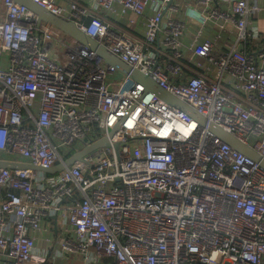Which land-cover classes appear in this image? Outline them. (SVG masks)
<instances>
[{"label":"built area","instance_id":"1","mask_svg":"<svg viewBox=\"0 0 264 264\" xmlns=\"http://www.w3.org/2000/svg\"><path fill=\"white\" fill-rule=\"evenodd\" d=\"M33 1L63 15L55 0ZM91 1L106 12L120 4L138 16L151 2ZM198 1L203 23H232L243 46L215 53L206 38L189 47L195 58H187L184 22L162 7L142 36L82 0L70 1V15L79 29L264 158V45L246 47L247 21L259 8L230 0L229 13L216 7L218 0ZM3 9L0 152L42 169L0 167V264H51L36 251L33 234L52 216L69 226L58 251L65 260L79 252L85 264H263L264 167L145 94L141 83L39 22L26 6L3 0ZM102 138L107 146L62 171L43 170Z\"/></svg>","mask_w":264,"mask_h":264},{"label":"crops","instance_id":"2","mask_svg":"<svg viewBox=\"0 0 264 264\" xmlns=\"http://www.w3.org/2000/svg\"><path fill=\"white\" fill-rule=\"evenodd\" d=\"M55 1L62 6L63 16L72 19L73 17L70 15L71 0ZM157 1L159 0H151L145 13L138 16L132 11L122 7L120 4H114L113 7L106 12L100 5L91 0H82L94 14L113 21L119 29L137 36H142L147 33L151 17L155 14L157 8L162 7L166 16H174L176 19H180L184 22L182 51L183 55L187 58H195V55H192L189 47L206 38L213 39V51L215 53L235 45L243 46V44H240V41L237 40V29L232 23H228L224 19H209L203 23L202 4L198 0H174L173 5L168 9V4L166 6H159L156 4ZM249 2L251 5H256L259 10L251 14L248 18L246 28L249 38L246 47L256 49L263 45L262 43H257V40L261 34H264V0H249ZM215 5L219 8L229 7V13L232 12L230 0H218ZM3 14V0H0V17H2ZM72 20L76 21L75 19ZM222 25L225 26L226 29H222ZM255 32L258 37L252 38ZM217 33H221L219 38L216 37ZM262 41L264 42V36ZM189 68V73L191 74L198 71V68L190 63ZM0 158L12 159L13 155L10 151L0 152ZM66 229H69L67 224H62L55 216H52L44 218L40 228L33 234L36 238V251L46 253L48 262L51 264H69L68 260L61 259L58 254L63 240V231Z\"/></svg>","mask_w":264,"mask_h":264},{"label":"water","instance_id":"3","mask_svg":"<svg viewBox=\"0 0 264 264\" xmlns=\"http://www.w3.org/2000/svg\"><path fill=\"white\" fill-rule=\"evenodd\" d=\"M17 4L26 6L31 12H33L39 22L44 21L62 31L66 36L74 39L76 42L85 47L88 51L94 53L103 61L110 66H113L119 73L130 77L136 82L141 83L145 91L144 93H153L157 98L165 101L168 104L176 107L177 109L182 110L190 117L194 118L199 122L200 125L208 127V129L214 133L217 137H219L225 143L230 144L237 151L245 154L250 157L254 161L258 162L262 167H264V158L254 150L251 146L239 141L234 135L231 133L221 129L219 126L214 123H210L207 119L198 113L195 109H193L189 104L185 101L180 100L173 94L167 92L163 88H161L149 75L133 68L130 64L123 61L117 54L110 51L107 47L101 44L97 37H92L79 29L77 23L67 18L63 15L54 14L53 12L39 6L33 0H14ZM174 0H169L167 9L173 5ZM166 9V10H167ZM116 129V127H115ZM109 144L108 138H102L98 140L93 146L85 148L81 152H76L73 156L68 158L65 163L58 164L51 168H44L43 170L49 173H55L62 171L65 167L71 165L76 159L81 158V156L89 151H92L95 148L107 146ZM116 147H118V143H115ZM0 167L1 168H9V169H42L41 167L35 166L29 162L24 161H16L10 159H2L0 158Z\"/></svg>","mask_w":264,"mask_h":264},{"label":"rangeland","instance_id":"4","mask_svg":"<svg viewBox=\"0 0 264 264\" xmlns=\"http://www.w3.org/2000/svg\"><path fill=\"white\" fill-rule=\"evenodd\" d=\"M263 36L264 34H261L259 39L257 40V43H262L264 45V42L262 41L263 40ZM69 43V41L67 42V44ZM85 254L83 253H71L67 260L69 262V264H85ZM263 264H264V259H263Z\"/></svg>","mask_w":264,"mask_h":264},{"label":"trees","instance_id":"5","mask_svg":"<svg viewBox=\"0 0 264 264\" xmlns=\"http://www.w3.org/2000/svg\"><path fill=\"white\" fill-rule=\"evenodd\" d=\"M248 41V40H247Z\"/></svg>","mask_w":264,"mask_h":264}]
</instances>
